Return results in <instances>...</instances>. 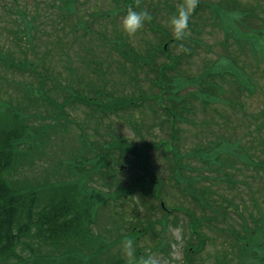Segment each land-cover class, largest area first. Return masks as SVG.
Listing matches in <instances>:
<instances>
[{
	"label": "rangeland",
	"instance_id": "obj_1",
	"mask_svg": "<svg viewBox=\"0 0 264 264\" xmlns=\"http://www.w3.org/2000/svg\"><path fill=\"white\" fill-rule=\"evenodd\" d=\"M133 1L151 14L156 10L153 24L159 33L151 30L145 22L139 31L130 35L122 29L119 19L115 28L123 44L121 48L127 49L128 59L121 58L102 42L83 55L78 52L83 47L75 46L69 53L73 63L62 62L57 66L56 57H52L49 63L40 68L39 76H62L58 84L67 94L66 98L64 92L52 88L51 76L48 80L38 81L34 77L15 74L16 80L21 83L16 85L8 73L0 70V116L3 117V108L7 113L18 112L28 128L24 132V139L17 144L16 164L9 178L22 189H38L42 193L49 186L66 184L82 194L90 192L96 197L98 204L85 237L88 242L69 249L76 256L78 254V259L84 264L90 261L109 264L111 260L119 258L128 264L123 247L126 239L133 240L137 258L155 255L160 264H264V223L257 219L264 212L261 198L258 199L259 190L256 191L261 180L251 178L254 173L251 168L255 162L250 166L251 160L245 158L257 145L253 138L251 142L240 141L242 137L246 138L247 128L241 127L247 124L246 120L255 117L264 122V77H261V70L256 71V68L264 66V56L259 53L261 46L264 47V0L236 1L240 11L255 13V17H248L249 24L243 26L235 24L234 17L239 14L236 8L232 13H227L221 4L209 6L210 29L199 23V38L204 46L200 45L195 50L194 56L188 60L189 65L184 58L189 53L185 46L192 43L185 40L179 48L164 37L166 35L163 33L174 37L168 26L166 10L163 12L158 3L161 8L159 12L155 0ZM96 2H99L94 9L96 11L106 13L113 9L111 13L115 16L121 13L115 8L120 7L122 2L115 7L110 0H84L82 3L76 2V5L81 4L79 8L89 12V7ZM62 3L58 0H0V42H7L10 29H17L15 32L18 34L22 29H29V23L24 28L23 17L28 16L32 21L33 16H38L33 22L37 25L35 29H38V40L34 38L37 47L35 56L30 53L29 58L43 57L48 49L45 43L50 37H54L56 32L62 35L64 29V32L67 31V23L78 24L77 18L64 21L60 11ZM173 4L178 5L177 0L162 2L163 7ZM90 19L92 15L80 19L83 20V27L76 30V35H83L85 27L94 36L98 32L111 30L103 18L88 26ZM206 20L207 17L202 20L203 23ZM42 28L47 38L40 33ZM226 29H229L227 34L236 37L238 43L218 31ZM210 30L214 33L210 34ZM107 35L114 44L115 36L112 33ZM65 38L66 41L72 39L69 34ZM77 40L75 37L72 42L76 44ZM51 42L52 39L49 42L52 49ZM10 44L8 48L4 46L5 52L0 56L9 58L10 55L11 60L17 61L20 58L19 49ZM19 44L25 46L23 41ZM164 44L165 52L162 51ZM230 54L238 56L237 59L226 58ZM82 56H85L83 60ZM207 58H210L211 65L220 63L226 70L237 60L244 67H237L241 75L250 81V71L259 74L255 85L249 83L255 92L238 94L236 90H240V82L232 81L229 76L223 78L225 84L219 77H212L209 83L205 76V88L210 91V94L204 93L205 97L216 98L210 85L216 89L224 87L225 94L221 92L215 101L209 99L206 109H201L202 101L196 99V107L188 114L182 105L192 101L184 99L178 105L179 110H173L177 121L173 123L172 132L167 120L170 114L159 111L161 100L170 106L169 101L173 99L181 100L186 95L194 97L190 93L202 87L185 88L186 81L191 82L190 79L204 72ZM51 63L55 64L46 70ZM210 73L219 72L211 69ZM226 74L227 71L221 73L222 76ZM40 82L43 84L40 85ZM235 83L237 89L233 86ZM32 89L36 93L45 91L46 99L47 96L55 98L54 102H40L37 107L28 92ZM228 90L236 94L229 95ZM80 96L83 99L81 102ZM147 96L149 101H144L143 98ZM139 97L142 99L138 100ZM89 99L95 103L87 104ZM129 100L134 102V109H117L114 112L105 108L109 103L124 101L127 104ZM67 102L75 103L67 105ZM96 103L103 107L105 113L97 111ZM185 107L190 108L189 105ZM191 122L197 123L196 127H191ZM234 123L235 128L230 126ZM221 125L224 129L223 142L227 141L223 149L219 146L217 154L200 160L195 154L213 147L216 140L213 134L218 133ZM248 128H253L252 123L248 124ZM147 142L166 143L173 151L169 148L167 154L162 150H147L142 147ZM118 146H123L127 151H120ZM131 148L145 154V165L137 155L129 152ZM219 153L220 159H215ZM255 154L261 159L264 153L256 151ZM101 156L103 160H98ZM173 175L180 180L184 191L180 192L174 186ZM191 178L198 180L193 182ZM154 181L159 184L156 185ZM252 187L254 199L259 205L250 212L243 211L252 202ZM186 188H194L196 197L187 194ZM211 190L214 198L220 195L234 203L223 220L221 215H213L216 219L211 217L212 207L208 202L212 199ZM202 198L207 202L206 208L200 203ZM220 198L216 201L219 202ZM161 203L165 210L161 208ZM176 208L182 212H174Z\"/></svg>",
	"mask_w": 264,
	"mask_h": 264
},
{
	"label": "trees",
	"instance_id": "obj_2",
	"mask_svg": "<svg viewBox=\"0 0 264 264\" xmlns=\"http://www.w3.org/2000/svg\"><path fill=\"white\" fill-rule=\"evenodd\" d=\"M82 3L83 0H58V2H63L61 4L62 9H60L64 21H72L74 16L78 13V10L76 8V2ZM106 2H109V0H105ZM113 1V7L116 6V4L121 3V6L115 9H119L121 11L119 16H115L114 13H111L113 9H111L109 12L98 10L101 14H103L106 17L111 18V24L110 27V33L115 36V42L112 44L113 40L109 38H104L107 40V43L105 44L109 49L115 50L119 56L123 59L127 58V49H122L123 44L121 43V39L118 36V32L116 31L115 26L117 25V21L120 19L122 20L123 15L126 13L125 9H128L129 6H132L136 8L137 10H142L141 6L137 4L133 0H120V2L116 0H110ZM156 5L158 6V11L160 12L161 8L163 12L166 10V13L169 15V17L173 14V12L176 10L177 6L184 2V0H177L178 5L173 4L172 6L165 5V7L162 6L163 0H155ZM172 1V0H171ZM98 3V2H97ZM161 5V8L159 7V4ZM141 4H143L141 2ZM96 6L98 4H95ZM95 5L91 6L90 13L96 14L95 12ZM203 8L209 9V5L205 4L202 1L197 0V7L193 13V16L190 20V34L184 38L183 40H176L175 37H170L169 35L163 33L164 37L167 38L168 41L171 43H175L177 47L181 46L185 40L190 41L192 44H187L185 47L189 50V53H186L184 55L185 62L187 65H189L188 60L194 56L195 50L199 48L200 45H203V43L200 40V27L199 23H202L206 26H210V12L207 13ZM225 12L232 13L234 11V8L230 7L229 5H225L222 7ZM165 9V10H164ZM153 14H151V18L146 20L145 22L150 26L151 30L158 32L159 29L157 27H154L153 24V16H155L156 10L152 11ZM92 15V16H93ZM207 17V20L205 23H203V19ZM254 17V16H253ZM78 24L76 22V25H72L70 23H67V25L70 27L73 32H75L77 29L80 30V28L83 27V20H77ZM244 25V23H240V25ZM249 24V23H246ZM240 28V27H239ZM85 29H88L85 27ZM17 29H10L8 30V37L7 42H0V54L5 52L4 46L8 48V45H12L17 47L18 42L25 40L26 38L31 36V32L26 30H21L20 34L16 33ZM28 31V32H27ZM235 34V32H234ZM194 35V37L192 36ZM237 35V34H236ZM11 37V38H10ZM233 40L235 43H238L236 37H233ZM31 40V38H30ZM55 43V47H58L57 49H54L50 51V54H53L56 56L57 59V66L61 62H72V58L70 57L68 52L63 53L62 55L56 54L55 52H60L65 49V44L62 42V38L60 36L56 37L54 36L52 38ZM81 39H78L76 42L79 43L78 47H83L82 54L87 53L92 46H97L98 44L94 41H86L85 43L80 42ZM167 43V41H166ZM224 43V42H223ZM204 46V45H203ZM206 47V46H205ZM163 48V47H162ZM180 48V47H179ZM19 49V47H18ZM166 50V48H163V52ZM227 50V49H226ZM8 51V49H7ZM34 49L31 46L29 51L24 49H19V56L20 58L17 61H13L7 57L0 56V70L3 73H8L11 81L19 85V81L16 80L15 74L22 75V76H28L34 77L38 79V81L43 80L45 81V78L48 80L51 76L46 75L45 77L43 75L39 76L40 68L38 65L44 66L46 65L45 55L41 58H29V54L33 53ZM80 51V52H81ZM8 53V52H7ZM261 56H264V47L261 46L260 52ZM217 54V53H216ZM256 54H253V56ZM85 56H82V60ZM238 56L230 54L226 58H236ZM55 58V57H54ZM65 58V59H64ZM53 59V58H52ZM51 59V60H52ZM207 58L204 64V72L200 74L199 76H196V78H192L191 83H194L195 87H202L198 88L196 92L190 93V95L194 97L187 96L184 98H181V100L173 99L169 101V105L160 104L161 109L160 111L162 113L168 112L170 114V117L167 118V120L170 122L169 130L174 132L173 129V123H176V116L173 114L174 111H178V105L184 102V99L189 98L192 102H184L182 105V109L188 114L196 107L194 102H196V99H199L202 101L201 109L202 107L205 109L209 99L211 101H215V99L220 96L221 92H223V88L219 89L215 88L214 85H210L209 87L212 88L216 98H208L204 96V93L210 94V91H206L207 86L204 81L205 78L209 80V83L211 82L210 79L212 77H219L222 81L225 76H229L232 78V81L234 82H240L241 88L240 90L237 89V83H235L236 91L238 94L245 93L247 91L248 93H254L255 90H253V87L249 85V83L257 82V78L259 77V74L257 75L256 72L250 71V77L251 81L246 77L241 75V72L238 66L243 69L244 67L239 65L237 63V60L234 61L231 66H228V70L222 68L220 66V63L216 66V64H212ZM61 60V62H59ZM258 60V59H257ZM55 64V63H54ZM54 64L47 65L50 70V67ZM38 67V68H37ZM237 68V69H236ZM211 69L216 70L217 74H212ZM256 71L261 70L260 74L261 77H264V66L260 69L256 68ZM253 70V69H252ZM255 70V69H254ZM227 71V74L222 76L221 73ZM246 74V73H245ZM244 74V75H245ZM50 85L52 88L58 92H64V96L66 98L67 94H65V91L63 88L58 84V81L60 78H58L56 75L52 74ZM206 76V77H205ZM44 77V79H43ZM239 77V79H238ZM24 80V79H23ZM55 81L57 83H55ZM208 83V84H209ZM224 83V81H223ZM43 84L40 82V85ZM225 84V83H224ZM247 85L249 86L247 87ZM257 86V85H256ZM258 87V86H257ZM247 88V89H246ZM262 88V86H260ZM30 93V96L33 97L34 102L36 103V106L40 102H46V101H53L55 98H49L47 96L46 99V93L43 90H40V92L36 93L34 92V89L28 91ZM227 92V91H226ZM229 95L236 94L234 92H231L228 90ZM225 94V92H223ZM177 96H181L178 94ZM163 99V98H161ZM160 99V100H161ZM41 100V101H38ZM146 101H149L148 98L145 99ZM67 101V100H66ZM134 102L132 100H129V103L126 104V102L121 103H115L111 104L109 103L105 108H110L112 110L117 109H126L131 108L134 109ZM189 105L190 108H186L185 106ZM97 111L103 113L104 109L100 105H97ZM38 107V106H37ZM61 108V106H59ZM172 109V110H171ZM2 114L3 117L0 116V264H84L81 259H78L77 256L70 252V247L81 246L85 245L86 241L85 237L87 236V229L91 225V221L93 220L94 212L96 210V203L94 195L90 192H86L82 194L81 192H78L76 189L68 186V185H58V186H49L45 188L44 192L38 191V189H32V188H18L16 187V184L12 179L9 178V173L13 170L14 165L16 164V157L19 151L17 147V144L24 139V132L27 131V125L24 124L21 120V116L18 112H10L7 113L6 109L3 108ZM105 113V112H104ZM64 114V113H63ZM197 123L191 122V127H196ZM260 129H264V122L259 121L258 125V142L257 149L253 150L252 153H249L245 156V158H248L251 160V165H253V161L255 162V165L251 168L253 170V176L251 177L254 179V177L259 178L261 182L259 183V187L256 189L258 192L259 190V198H261V203L264 206V154L259 159L256 157V154L254 151H257L258 153H264V148L262 146V141L264 138L262 135L264 133L260 132ZM224 130V129H223ZM229 133V132H228ZM227 133V134H228ZM216 136L215 144L213 147H210L207 151L200 152L198 154H195L196 157L202 159V157L208 158L212 157L219 152V146L222 147L225 143L223 142V136L224 134L220 130L217 134H214ZM222 135V136H220ZM220 136V137H219ZM248 142V141H246ZM143 148H146L147 150L152 151H158L160 148L163 149V151L166 153L168 152V147L166 143L160 142L158 144H150L147 142L146 145L142 146ZM219 147V148H218ZM247 147V146H245ZM170 148V147H169ZM213 148V149H211ZM215 148L218 150L215 151ZM248 148V147H247ZM119 149L124 151H127V149L123 148V146H119ZM171 149V148H170ZM211 149V150H210ZM173 151V149L171 150ZM210 151V152H209ZM130 153H133L137 155L141 160L142 164L143 159L145 157V154L141 151H135L132 148L129 150ZM209 152V153H208ZM108 156V155H107ZM217 158H220V153ZM103 160V157H99L98 160ZM236 159V158H235ZM204 161V160H203ZM258 163V164H257ZM152 182V181H151ZM156 183V181H154ZM163 184L162 182H160ZM158 184V183H156ZM249 186V185H248ZM194 188H186V193L191 195V197H196L194 194ZM160 191V188H159ZM158 191V192H159ZM253 195L250 198L252 202L249 204L251 205V208L246 209L249 205H246L243 209V211H249L250 209H254L258 207V201L255 200V193L254 188L250 191ZM213 193H210L211 195V201L210 205L212 207V210H210L212 214V218L216 219V216L213 215H221L222 220L227 218L228 216V209L231 207H234V203H232L230 200H228L226 197H222L220 195L217 198L212 196ZM220 198V201H216ZM204 198V197H203ZM201 199L200 203L202 206L206 207L207 202L202 201ZM207 201V200H206ZM209 202V201H208ZM215 206H219L218 208H215ZM220 209V210H219ZM242 211V212H243ZM239 212V213H242ZM250 212V211H249ZM238 213V214H239ZM187 216L190 218L191 216L187 214ZM252 217V215H251ZM259 222L262 224L264 223V212L260 214V216L257 218ZM241 220V219H240ZM231 221V220H230ZM242 221V220H241ZM252 221V220H251ZM191 222V221H190ZM254 222H257V220H254ZM195 225V224H194ZM260 231V230H257ZM263 239H264V233H263ZM199 250V249H198ZM195 251L194 253L198 252ZM59 253V254H58ZM258 256V255H257ZM259 259H263V257H259ZM261 260H259L261 262ZM86 264H94V262L90 261ZM109 264H127L124 262L123 259H113L110 261Z\"/></svg>",
	"mask_w": 264,
	"mask_h": 264
},
{
	"label": "clouds",
	"instance_id": "obj_3",
	"mask_svg": "<svg viewBox=\"0 0 264 264\" xmlns=\"http://www.w3.org/2000/svg\"><path fill=\"white\" fill-rule=\"evenodd\" d=\"M197 7V0H184L169 17L168 26L176 40H183L190 32V20ZM151 18L147 9L137 10L129 6L121 20L122 29L128 34H135L143 26L146 20ZM123 247L128 257V264H160L155 255H147L137 258L132 239L123 241Z\"/></svg>",
	"mask_w": 264,
	"mask_h": 264
}]
</instances>
